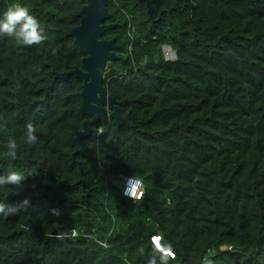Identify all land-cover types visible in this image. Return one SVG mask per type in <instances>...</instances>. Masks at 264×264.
<instances>
[{"label": "trees", "instance_id": "1", "mask_svg": "<svg viewBox=\"0 0 264 264\" xmlns=\"http://www.w3.org/2000/svg\"><path fill=\"white\" fill-rule=\"evenodd\" d=\"M152 1L153 18L144 1L108 0L116 28L102 39L121 58L103 86L128 125L99 122L74 160L83 83L57 75L83 68L71 32L84 3L0 0V16L19 3L48 33L32 47L0 37V175L32 174L0 187L6 204L30 200L0 219V264H145L138 249L150 254L157 233L176 253L169 264H264V0ZM134 175L142 200L123 193Z\"/></svg>", "mask_w": 264, "mask_h": 264}, {"label": "water", "instance_id": "2", "mask_svg": "<svg viewBox=\"0 0 264 264\" xmlns=\"http://www.w3.org/2000/svg\"><path fill=\"white\" fill-rule=\"evenodd\" d=\"M84 6L79 14L80 24L71 32V37L81 53L85 55L83 68L60 73L57 77L61 80H68L75 76L81 80L83 97V114L89 117L83 125V129L77 134V141L80 149L73 155L75 160L77 154L88 152V146L83 141L92 135V127L107 118L114 120L117 127L128 125V121L123 118L121 109L116 99L109 95L103 86L105 74L110 63L118 61L121 56L118 54L120 46L115 39H102L103 35L116 28L114 24L105 22L111 17L108 11V0H81ZM146 2L149 14L153 18L154 3L152 0H139ZM81 174L83 170L80 162ZM84 182V179L81 180Z\"/></svg>", "mask_w": 264, "mask_h": 264}, {"label": "clouds", "instance_id": "3", "mask_svg": "<svg viewBox=\"0 0 264 264\" xmlns=\"http://www.w3.org/2000/svg\"><path fill=\"white\" fill-rule=\"evenodd\" d=\"M0 37H7L14 40L17 47H32L34 45H43L48 41V33L41 26L39 19L30 14L26 6L19 3L12 4L7 11L0 16ZM57 49H52V54L55 55ZM176 54V53H175ZM175 59V58H174ZM7 121L2 120L0 127H6ZM103 133V129L99 130ZM25 140L29 145L38 143L36 135V127L33 123L28 122L25 126ZM6 157L15 159L17 157L18 144L14 139H9L6 144ZM21 171H13L9 169L5 174L0 175V187L14 186L16 189L22 187V182L31 176ZM131 198L134 201L142 200L144 198L143 181L136 175L127 178L124 196ZM30 204L29 198H24L18 204H6L5 201H0V219L7 220L9 215H16L21 210L26 209ZM63 235L59 237L63 239ZM80 233L73 228L70 232V238H76ZM96 243L107 247L104 241L96 240ZM151 251L150 254L144 246H141L138 251L145 259V264H169L171 260L176 259V253L170 243H165L164 238L159 233L153 235L150 240ZM223 247V246H222ZM202 264H214L210 258H205Z\"/></svg>", "mask_w": 264, "mask_h": 264}, {"label": "built area", "instance_id": "4", "mask_svg": "<svg viewBox=\"0 0 264 264\" xmlns=\"http://www.w3.org/2000/svg\"><path fill=\"white\" fill-rule=\"evenodd\" d=\"M168 51H169V53H172L173 55H174V58H176V54H175V52L171 49V47H168V46H164L163 47V54H164V56H165V58L167 59V60H172V59H168L166 56H168ZM173 58V59H174ZM127 178H130V177H123V182H122V186H123V193H124V190H125V187H126V181H127ZM144 189V188H143ZM126 196V195H125ZM126 197H128V196H126ZM130 198V197H129Z\"/></svg>", "mask_w": 264, "mask_h": 264}, {"label": "rangeland", "instance_id": "5", "mask_svg": "<svg viewBox=\"0 0 264 264\" xmlns=\"http://www.w3.org/2000/svg\"><path fill=\"white\" fill-rule=\"evenodd\" d=\"M168 59H172L173 60V58H174V55L172 54V53H169V51H168V56H166Z\"/></svg>", "mask_w": 264, "mask_h": 264}]
</instances>
